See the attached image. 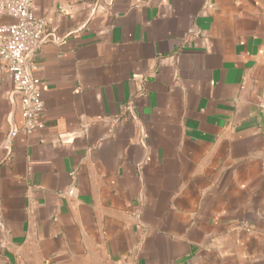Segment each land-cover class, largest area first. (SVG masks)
I'll use <instances>...</instances> for the list:
<instances>
[{
  "label": "crops",
  "instance_id": "1",
  "mask_svg": "<svg viewBox=\"0 0 264 264\" xmlns=\"http://www.w3.org/2000/svg\"><path fill=\"white\" fill-rule=\"evenodd\" d=\"M32 10L47 119L9 140L0 70V264H264V0Z\"/></svg>",
  "mask_w": 264,
  "mask_h": 264
},
{
  "label": "built area",
  "instance_id": "2",
  "mask_svg": "<svg viewBox=\"0 0 264 264\" xmlns=\"http://www.w3.org/2000/svg\"><path fill=\"white\" fill-rule=\"evenodd\" d=\"M33 0H0V70L13 82V94L21 97L22 128L13 127L9 140L19 133L31 135L46 126V106L42 92L44 84L34 76L32 54L48 37L47 22L36 17L32 10ZM60 38H54L55 43ZM75 193V188L70 194Z\"/></svg>",
  "mask_w": 264,
  "mask_h": 264
}]
</instances>
